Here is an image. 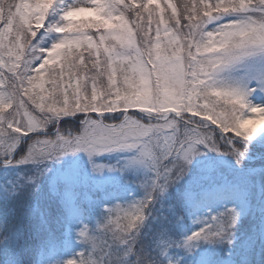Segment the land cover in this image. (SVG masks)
<instances>
[{
	"label": "snow or ice",
	"instance_id": "obj_1",
	"mask_svg": "<svg viewBox=\"0 0 264 264\" xmlns=\"http://www.w3.org/2000/svg\"><path fill=\"white\" fill-rule=\"evenodd\" d=\"M135 3L0 0V264H264V0Z\"/></svg>",
	"mask_w": 264,
	"mask_h": 264
},
{
	"label": "trees",
	"instance_id": "obj_2",
	"mask_svg": "<svg viewBox=\"0 0 264 264\" xmlns=\"http://www.w3.org/2000/svg\"><path fill=\"white\" fill-rule=\"evenodd\" d=\"M19 0H5V3H18ZM30 3H35L36 0H29ZM144 2V0H136V3L134 5V7H138L140 3ZM192 2V0H160V6L161 7H164L165 5H167V7L165 8V19H168V17L171 15V12H172V8L174 7L176 9V12L177 14H181L183 13L185 18L187 16V13L184 12V6L187 4V5H190ZM125 3H131V0H125ZM155 5H153L154 7ZM99 15L98 13H94V17L96 18H99ZM117 16H119L120 14L119 13H116ZM125 16V19L128 20L129 24L131 25L132 21L134 20V15L130 14V13H125L124 14ZM145 16H146V13H145ZM85 17H79L77 19H73L74 21H79L81 19H83ZM143 22V21H142ZM0 23H2V21H0ZM47 23V18L45 19L44 21V24L46 25ZM169 23H171V21H169ZM155 25V17L153 19V26ZM33 27L35 28L36 27V24H35V21H33ZM12 33L14 34L16 29H15V26L13 27V29L11 30ZM41 33H44L43 36L41 37V35L38 34L37 38H36V41H34V43L36 42H39V45L41 48H49L51 47L52 43L56 40V38L60 35L58 33H55V32H50V33H46L44 29H41ZM10 39V37H6L5 38V44L7 45L8 43V40ZM22 42V41H21ZM68 47L67 45H64L62 46L60 49H57V51H60V52H63V50ZM9 48H11V46H9ZM5 57H11V56H14L15 55V50L14 49H11L10 52H4L2 53ZM60 59L61 58H56L55 60H52L50 61V64L54 65V64H57L60 62ZM13 62V60L11 58L7 59L6 63L4 65H0V71H3L4 74H5V80L4 81H0V89H4L6 88L7 86V83H8V80H7V69L8 67L11 65V63ZM39 62V61H37ZM42 79L44 81H47L48 80V76L45 74ZM48 85L45 84V87H47ZM38 90V89H37ZM250 100L253 102V103H261V102H264V94H260V95H257V94H254L250 97ZM12 109L11 108H5L3 109V112L6 114L8 112H11ZM30 111V110H29ZM35 115V114H33ZM255 124L257 126L261 125V124H264V118H254L253 122H252V125ZM11 167L12 166H9V169L7 171H10L11 170ZM2 170L3 172H5L6 170L4 169H0ZM132 192L139 196V195H142V192H136L135 191V187L132 189ZM115 219V217L113 218ZM78 247V245H77ZM77 264H78V261H77Z\"/></svg>",
	"mask_w": 264,
	"mask_h": 264
},
{
	"label": "rangeland",
	"instance_id": "obj_3",
	"mask_svg": "<svg viewBox=\"0 0 264 264\" xmlns=\"http://www.w3.org/2000/svg\"><path fill=\"white\" fill-rule=\"evenodd\" d=\"M93 15L94 12L91 11L84 13H74L72 18L77 19L79 17H88ZM262 77H264V62H262L259 58L252 60L245 68H239L234 66L225 68L222 71H218L214 74V79L218 84L239 83L240 81H244L247 84H252L255 80L261 79ZM254 94L255 93H253L252 95ZM248 126H253L252 122H250ZM0 172L3 171L0 170ZM112 226L113 228H115V223Z\"/></svg>",
	"mask_w": 264,
	"mask_h": 264
}]
</instances>
